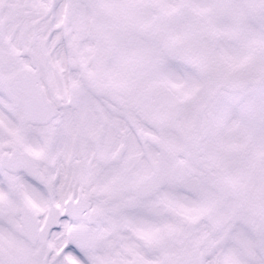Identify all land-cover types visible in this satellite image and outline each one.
<instances>
[{
    "label": "snow or ice",
    "instance_id": "6c2138e0",
    "mask_svg": "<svg viewBox=\"0 0 264 264\" xmlns=\"http://www.w3.org/2000/svg\"><path fill=\"white\" fill-rule=\"evenodd\" d=\"M0 264H264V0H0Z\"/></svg>",
    "mask_w": 264,
    "mask_h": 264
}]
</instances>
